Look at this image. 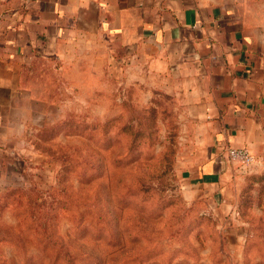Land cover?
<instances>
[{
	"label": "rangeland",
	"instance_id": "rangeland-1",
	"mask_svg": "<svg viewBox=\"0 0 264 264\" xmlns=\"http://www.w3.org/2000/svg\"><path fill=\"white\" fill-rule=\"evenodd\" d=\"M45 73L1 136L0 264H264V154L190 179L203 145L163 73L104 49Z\"/></svg>",
	"mask_w": 264,
	"mask_h": 264
},
{
	"label": "crops",
	"instance_id": "crops-1",
	"mask_svg": "<svg viewBox=\"0 0 264 264\" xmlns=\"http://www.w3.org/2000/svg\"><path fill=\"white\" fill-rule=\"evenodd\" d=\"M257 36L246 0H0V141L19 103L48 101L34 79L104 49L168 78L205 154L188 177L214 180L228 147L264 154Z\"/></svg>",
	"mask_w": 264,
	"mask_h": 264
},
{
	"label": "built area",
	"instance_id": "built-area-1",
	"mask_svg": "<svg viewBox=\"0 0 264 264\" xmlns=\"http://www.w3.org/2000/svg\"><path fill=\"white\" fill-rule=\"evenodd\" d=\"M227 158L240 164H250L254 160V155L247 147H228L225 151Z\"/></svg>",
	"mask_w": 264,
	"mask_h": 264
}]
</instances>
